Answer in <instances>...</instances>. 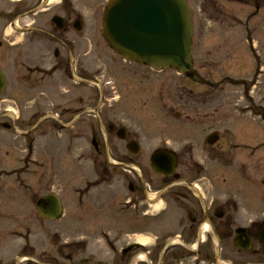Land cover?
Returning a JSON list of instances; mask_svg holds the SVG:
<instances>
[{
    "label": "rangeland",
    "instance_id": "rangeland-1",
    "mask_svg": "<svg viewBox=\"0 0 264 264\" xmlns=\"http://www.w3.org/2000/svg\"><path fill=\"white\" fill-rule=\"evenodd\" d=\"M187 2L193 11L192 53L197 81L174 71L154 73L125 64L131 73L145 75L150 82V88L138 95L130 107L126 122L133 121L135 131L138 128L142 136L146 135L142 144L146 150L162 141L177 156L191 151L192 164H198L201 172L198 178H204L203 192L215 202L230 203L233 228L238 229L245 226L246 220H264V3L242 7L212 0L215 12L205 0ZM102 4L103 10L105 0ZM7 7H11L9 0ZM78 9L81 11L80 4ZM100 20L101 14L93 42L102 48L106 58L122 64L105 46ZM243 33L258 46L256 70L248 57L255 53L244 42ZM93 42L88 50L94 49ZM9 50H2L7 58L5 74L10 79L0 96V264H113V252L121 248L145 242L143 247L149 249L155 243L154 237L161 233L160 224L130 223L129 216L121 214L114 200L116 194L121 195L119 184L106 183L101 194L94 190L108 177L102 174L103 165L95 158L90 143H68L46 127L35 134L30 132L27 144L25 136L15 139L14 129L22 135L29 126L15 119L13 102L17 92L10 65L13 48ZM0 68L3 70V65ZM160 80L165 82L164 89L159 86ZM163 103L167 114L161 123L165 127H159ZM29 113L26 110L24 115ZM3 124L14 129L5 132ZM213 134H218L219 139L208 147L206 138ZM82 155L86 160L79 165ZM150 174L153 178L151 169ZM86 186L91 192L82 206ZM49 194L58 196L63 203L64 218L60 222L43 221L36 213V202ZM145 231L142 236H132ZM231 244L232 251V240ZM230 256L232 261L237 260ZM247 258L252 262L249 264H254V259Z\"/></svg>",
    "mask_w": 264,
    "mask_h": 264
},
{
    "label": "flooded vegetation",
    "instance_id": "flooded-vegetation-1",
    "mask_svg": "<svg viewBox=\"0 0 264 264\" xmlns=\"http://www.w3.org/2000/svg\"><path fill=\"white\" fill-rule=\"evenodd\" d=\"M86 1L10 0L8 8L7 0H0V66L4 68H0V73L7 88L10 77L5 74L7 58L2 50L13 48L10 65L14 68L17 92L13 102L15 119L29 126L22 135L8 124H3L2 129L5 132L14 129L15 139L25 136V144L30 132L35 134L45 127L62 135L68 143L85 146L90 143L95 158L103 165L102 174L108 177L94 190L101 194L106 183L119 184L121 195L116 194L114 200L121 214L129 216L130 223L160 224L161 233L154 237L155 243L149 249L136 243L121 248L113 252V264L252 263L247 256L254 259V264H264V248L259 241L263 221L246 220L245 226L233 228L230 203L215 202L203 192L204 178H198L201 172L198 164H192L191 151L177 156L162 141L153 149L143 148L146 135L142 136L138 128L135 131L133 121H126L138 95L150 88L149 78L131 73L125 64L102 54V48L93 42L102 0ZM8 29L12 30L10 34ZM92 42L95 45L91 51L88 45ZM164 83L159 81L163 89ZM166 104L159 109V127H165L161 121L167 114ZM26 110H30L29 115H24ZM120 130H124L121 134L124 139ZM134 143L137 148L131 146ZM156 152L174 153L176 176H159L152 171L151 177L150 160ZM84 160L82 155L78 164L83 165ZM72 162L77 163L75 159ZM53 176L49 175L52 179ZM88 189L86 186L81 197L82 206L91 192ZM115 214L119 215L118 211ZM239 229L245 233L237 234ZM238 235L248 239L249 251L235 246ZM231 254L237 260L232 261Z\"/></svg>",
    "mask_w": 264,
    "mask_h": 264
},
{
    "label": "water",
    "instance_id": "water-1",
    "mask_svg": "<svg viewBox=\"0 0 264 264\" xmlns=\"http://www.w3.org/2000/svg\"><path fill=\"white\" fill-rule=\"evenodd\" d=\"M100 28L107 47L123 61L147 66L154 72L175 70L193 76L192 12L185 0H109ZM4 90V77L0 74V96ZM217 139L216 135L209 137L208 145L215 144ZM151 165L156 173L171 175L175 159L169 154L156 153ZM37 211L40 217L57 221L62 216V205L56 196L49 195L37 203ZM259 240L264 247V224ZM235 244L239 249H250L248 239L236 237Z\"/></svg>",
    "mask_w": 264,
    "mask_h": 264
},
{
    "label": "trees",
    "instance_id": "trees-1",
    "mask_svg": "<svg viewBox=\"0 0 264 264\" xmlns=\"http://www.w3.org/2000/svg\"><path fill=\"white\" fill-rule=\"evenodd\" d=\"M228 1H238V2H240L239 0H228Z\"/></svg>",
    "mask_w": 264,
    "mask_h": 264
},
{
    "label": "bare ground",
    "instance_id": "bare-ground-1",
    "mask_svg": "<svg viewBox=\"0 0 264 264\" xmlns=\"http://www.w3.org/2000/svg\"><path fill=\"white\" fill-rule=\"evenodd\" d=\"M141 243V245H144L145 244V242H140Z\"/></svg>",
    "mask_w": 264,
    "mask_h": 264
}]
</instances>
